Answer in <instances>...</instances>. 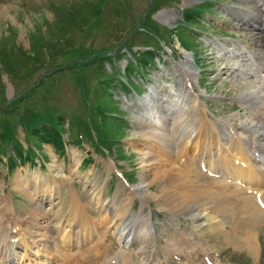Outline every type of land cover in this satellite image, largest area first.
<instances>
[{
  "label": "rangeland",
  "instance_id": "1",
  "mask_svg": "<svg viewBox=\"0 0 264 264\" xmlns=\"http://www.w3.org/2000/svg\"><path fill=\"white\" fill-rule=\"evenodd\" d=\"M261 18L264 0H0L1 245L8 247L17 230L25 238L0 264L47 257L54 264H111L113 254L138 248L117 240V204L125 220L141 213L151 222L137 264H208L204 253L210 264H264L263 222L252 229L254 253L233 247L230 240L242 235L229 217L196 220L162 207L166 190L156 182L147 187L161 164L151 170L148 163L159 158L146 159L157 153L152 133L159 142L171 133L175 165L193 163L202 118L214 121L221 137L244 141L248 153L264 142V57L240 53L261 51ZM182 142L189 144L185 160L176 158ZM260 161L264 168L263 153ZM189 170L190 180H214L221 191L219 177ZM52 224L67 248L58 244L61 235L56 242ZM64 252L69 261L56 258Z\"/></svg>",
  "mask_w": 264,
  "mask_h": 264
},
{
  "label": "bare ground",
  "instance_id": "2",
  "mask_svg": "<svg viewBox=\"0 0 264 264\" xmlns=\"http://www.w3.org/2000/svg\"><path fill=\"white\" fill-rule=\"evenodd\" d=\"M260 27L264 28V18H261L259 20V23L256 25V28L258 30ZM256 42L258 43V47L261 48V51L258 50L259 52H255L256 50L252 51L250 49L251 50L250 51L247 49L241 52V55L248 56L249 58H252L256 61H260L264 57V31L261 35V38L258 39ZM261 68H262L261 71L264 72V67L261 66ZM257 112L258 110L256 111V113ZM261 113L262 112H258V114H260L259 116L260 120L264 119L263 118L264 115H262ZM201 120H200L201 121L200 128L196 134L197 140L195 144H193L192 146L190 145L191 149L192 147L194 149L192 151L190 150L192 153L191 157L193 159L192 160L193 163H189L188 161V163L186 162L183 163L185 164L183 166L175 165L174 162L176 159L174 157L176 156V154L170 151V149H167L169 140L171 141L170 139L171 133L168 134L169 136L168 138L164 139L163 142L161 141L162 143L156 141V139L159 136L152 133V135L156 139L155 142L152 143L150 142V144L153 145L155 144L154 149H156L158 154L153 153L154 151L152 153L149 151L147 153L148 155H146V159H150V156H154V155H155L154 157H157L159 159H157L155 162H150L151 160L153 161L154 158L148 160L150 162L148 163V165L149 166L154 165V166L151 168H149L148 166L147 167L148 169L152 170V168H156L155 164L157 165L161 164V166L157 167V170L151 173L152 177L148 181L147 187L148 188L151 187V183L156 182L159 185L158 186L159 191L166 190L162 194L163 196L162 207L164 206L165 209H170L173 212L191 213L193 214V216L195 215L196 220H205V221L208 220L207 217L205 216H210V218L213 219L221 216L222 218H224L223 221L225 220L226 216L229 217L227 218L228 220H231L235 222V224L240 226L241 228L240 232L242 235V237L239 238L240 236L238 237V234H235L234 237L230 240L231 242L230 244H232V246L235 248H244L247 249L249 252L254 253L255 249H257L255 246L257 239L255 238L254 236L255 232L253 233L252 229L256 228V226H258L260 223L262 222L264 223V190H261L264 186V168H262L259 165V163H256L258 161L257 160L258 158H256L255 156H251L248 153V151L243 145V142L241 143V141L237 136L236 138H234L233 136L234 134H232L231 138L227 140L226 139L227 137L225 136L221 137L220 131H218L214 121H210L209 122L210 125H208V122L206 121L205 118H202ZM212 138H215L214 140L215 142L211 144L209 142V139ZM144 140L148 141L150 140V138L146 137ZM178 145H180V148L177 154L183 153L182 155H179L181 159L185 158L186 155L190 154V152H188L189 144H187V142L185 143L182 142ZM255 146H256L255 148L259 150L260 153L264 152V142L258 141V143H256ZM159 155L163 156L164 158L160 157ZM236 159H237V163H235ZM163 161H168V164H170V166L168 165L164 168L165 165L162 163ZM201 162L203 163L206 162L210 170L219 174L220 179L219 181H217V183L221 191L212 188L211 185L213 184L214 180H212L210 183L200 184L193 179L190 180V178L187 176V174L190 173L188 172L190 171L189 169H193V170L197 169ZM145 176H146L145 172L143 175H140L139 178L140 184L146 181ZM226 178L232 179L233 181L229 183L228 181H225ZM236 179L241 180L245 184V188H247V185L251 186L250 188L251 190L252 189L258 190V188L260 187L259 190H260L261 199L257 200V198H255L254 195L251 193L241 192V190L244 189V187L239 185L240 182L239 183L236 182ZM20 180L21 179L16 177L13 182H15L16 188H18L21 192H26L25 190L26 187L24 185V182L23 183L21 182L22 184H20L19 182ZM76 195L77 192H75V189L70 188L69 197L73 201H75ZM28 198L29 200L31 199L29 195ZM103 204L105 203L103 202ZM102 206L108 210L111 209L107 204ZM117 206L121 211V214L118 212L119 217H117L115 221L116 224L115 228L118 229L116 233L118 236L117 240L119 241L121 240V242L124 243L128 242L129 244L137 245L138 249L137 250L124 249L119 253H117L116 255L113 254L114 256L108 259L109 263L111 261V264H137L134 261V255H136L135 257H140V258L144 257V252H145L144 247L146 246V243L150 240V234H152L150 230L148 218L144 217L141 213H139L138 216L133 215V217H131L129 221L127 219L125 220L126 218V217L124 218L125 208H123V206H120V204H117ZM81 218L82 217H80V219ZM122 224L123 226L121 227ZM243 226L245 227V229H242ZM20 232L17 230L16 234L19 235ZM2 236L5 237L4 235H2V232H0V244H1V240L4 239V238L2 239ZM18 239L25 241V238L24 237L22 238V236H18ZM3 247L0 246V252L3 250ZM107 248L108 249L105 250L109 251L110 250L109 247ZM24 252H25L24 255L28 257L27 254L28 252L26 251ZM98 254L99 251L95 252V254H93L94 258H96ZM108 256L110 255H108L107 253V257ZM206 256L208 257L209 255L207 254ZM48 259L49 258L47 257V259L43 261L44 263L42 261L41 263L49 264ZM190 262L191 264H194L193 260L192 261L190 260Z\"/></svg>",
  "mask_w": 264,
  "mask_h": 264
}]
</instances>
